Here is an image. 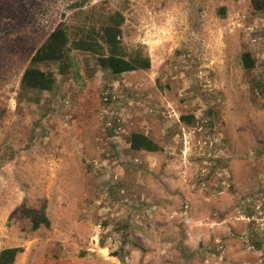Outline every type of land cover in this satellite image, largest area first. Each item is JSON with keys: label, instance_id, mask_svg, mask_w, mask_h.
<instances>
[{"label": "rangeland", "instance_id": "374dc122", "mask_svg": "<svg viewBox=\"0 0 264 264\" xmlns=\"http://www.w3.org/2000/svg\"><path fill=\"white\" fill-rule=\"evenodd\" d=\"M80 1L121 11L123 44L150 68L88 79L76 53L54 91L18 103L30 58ZM134 131L160 150L130 152ZM23 201L50 226L8 219ZM7 247L23 249L15 264H264V13L251 0H0Z\"/></svg>", "mask_w": 264, "mask_h": 264}, {"label": "trees", "instance_id": "16d2710c", "mask_svg": "<svg viewBox=\"0 0 264 264\" xmlns=\"http://www.w3.org/2000/svg\"><path fill=\"white\" fill-rule=\"evenodd\" d=\"M96 5V4H95ZM254 11L264 13V0H251ZM84 1L69 7L76 12L72 21L60 22L45 38L34 52L28 66L24 69L19 84L18 103H36L41 95L50 93L57 87V79L67 78L75 72V54L85 55L86 77L89 79L96 71L117 77L135 71H147L150 59L138 49L128 50L123 44L122 26L124 16L121 11L103 8L96 13L98 6L85 10ZM243 66L250 70L255 66V59L249 52L242 54ZM183 122L189 123L191 116H181ZM130 152H157L160 147L149 136L134 131L126 138ZM210 179V176L207 178ZM119 187H123L119 184ZM26 221L30 231L41 227L48 228L50 220L45 207H30L23 201L9 215L8 219ZM123 225V220L118 226ZM126 227V226H125ZM255 246L256 241H254ZM260 246V245H259ZM23 249L7 247L0 250V264H15ZM121 263L124 257L113 254Z\"/></svg>", "mask_w": 264, "mask_h": 264}, {"label": "built area", "instance_id": "2783aa9c", "mask_svg": "<svg viewBox=\"0 0 264 264\" xmlns=\"http://www.w3.org/2000/svg\"><path fill=\"white\" fill-rule=\"evenodd\" d=\"M107 100H108V98H107V97H105V98H104V101H107Z\"/></svg>", "mask_w": 264, "mask_h": 264}]
</instances>
